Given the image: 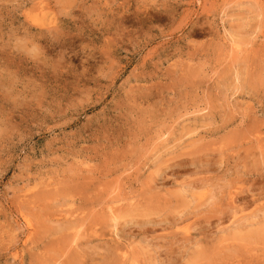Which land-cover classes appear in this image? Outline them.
<instances>
[{
	"label": "rangeland",
	"instance_id": "rangeland-1",
	"mask_svg": "<svg viewBox=\"0 0 264 264\" xmlns=\"http://www.w3.org/2000/svg\"><path fill=\"white\" fill-rule=\"evenodd\" d=\"M0 264H264V0H0Z\"/></svg>",
	"mask_w": 264,
	"mask_h": 264
}]
</instances>
